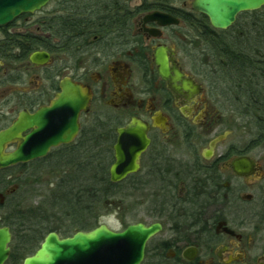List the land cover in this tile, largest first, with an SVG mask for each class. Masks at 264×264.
Returning <instances> with one entry per match:
<instances>
[{"label": "flooded vegetation", "instance_id": "af4514ba", "mask_svg": "<svg viewBox=\"0 0 264 264\" xmlns=\"http://www.w3.org/2000/svg\"><path fill=\"white\" fill-rule=\"evenodd\" d=\"M60 3L54 13L44 7L0 27V131L52 107L65 81L80 85L88 96L86 110L78 115L79 131L72 142L51 147L44 157L0 170L21 175L37 161L57 162L70 155L69 147L84 137L85 128L104 118L114 126L110 181L144 191L151 219L138 222L161 224L147 241L141 264H264V116L258 90L247 91L242 76L237 90L231 78L219 87L209 65L204 75L194 64L213 62L206 39L221 31L226 64L235 57L239 63L245 56L254 59L258 70L252 79L259 89L264 6L239 12L230 26L218 29L194 8V0ZM35 52L48 56L33 61ZM159 59L169 62V79L160 74ZM175 70L197 87L185 89L181 81L174 85ZM61 113L42 115L40 125L23 130L6 152L17 150L34 131L32 140L43 141L66 130L48 125ZM135 120L145 126L149 143L138 157L139 168L113 182L117 130ZM235 131H240L238 139L230 141ZM4 177L1 205L19 187L11 183L15 177ZM153 205L160 207L155 211Z\"/></svg>", "mask_w": 264, "mask_h": 264}, {"label": "water", "instance_id": "95a60500", "mask_svg": "<svg viewBox=\"0 0 264 264\" xmlns=\"http://www.w3.org/2000/svg\"><path fill=\"white\" fill-rule=\"evenodd\" d=\"M49 1L51 0H0V26L8 25L21 14L40 10ZM193 6L208 16L215 28L225 29L233 23L239 12L264 6V0H194ZM168 21L172 19L169 18ZM41 56L48 55L44 52H35L31 59L34 61ZM156 63L162 77L169 79V62L166 59H159ZM175 74L172 79L174 85L175 81H181L185 89L197 87L192 81L185 79L179 70H175ZM87 103L88 96L80 85L70 81L63 82L62 91L53 100L52 107L44 109L36 116L21 118L0 131V168L44 157L51 147L70 143L79 131V112L82 109L86 110ZM51 111L63 113L57 120L48 121V125L63 126L66 130L43 141L32 140V135L36 133L34 131L24 138L17 150L6 152L7 145L15 138H19L23 130L33 127L36 123L40 125L41 116ZM41 124L45 125L46 120ZM117 131L119 139L115 145L116 162L110 168L113 182L123 180L129 173L139 168L138 157L149 143L145 126L136 120L134 124L119 128ZM160 230L159 223L145 225L138 222L128 225L121 231L100 224L90 231L80 230L69 237H60L57 232L51 231L44 237L35 253L25 257L23 264H141L147 241ZM11 240L9 226H1L0 264H5L10 256Z\"/></svg>", "mask_w": 264, "mask_h": 264}, {"label": "trees", "instance_id": "16d2710c", "mask_svg": "<svg viewBox=\"0 0 264 264\" xmlns=\"http://www.w3.org/2000/svg\"><path fill=\"white\" fill-rule=\"evenodd\" d=\"M73 6H77L78 3H72ZM12 36V35H9ZM14 38V37H12ZM207 46L214 52V62L212 66H209L211 69V77L213 78L214 84L217 86H222L224 80L231 78L232 84L235 86V89L237 90V87H239L237 84H239V77H243L245 80V87L246 90L248 88H251L254 92L257 91L258 96L261 99V108L260 113L262 116H264V82H261L259 89L257 84L253 83V76L255 75L256 69L254 66V59L250 57H244L245 61L239 63V58H231L233 61L230 63V65L226 64L227 59L225 58L224 53V47H223V38L221 35V31L219 34H216L213 36L212 39H206ZM15 44L13 43H7L8 45ZM39 45V44H37ZM1 50V48H0ZM1 52V51H0ZM27 53V52H26ZM245 66V67H244ZM215 78V79H214ZM252 80L250 83L248 80ZM248 91V90H247ZM97 126L92 125L91 128H85L83 135L84 137H81L77 140L76 144L71 145L69 149L75 151V152H81V151H92L94 152V156H90L94 160V162H78L76 165L77 171L80 172L79 174L81 177H75L74 174L68 173V175L61 178V181L59 182V185L57 187V190L59 193L57 195H54V200L60 204L61 208H65L66 210H73L75 213L76 211L78 214L76 217H73L74 219H78L79 222L82 220V218L88 217L90 215H95V211L97 210V207H105L106 208V202L110 200L112 195H115L118 193L117 191L123 187L122 184L112 183L110 181L109 176V165L112 161V157L110 154L112 143H113V136H114V126L106 121L104 118L100 120V123H96ZM95 126V127H94ZM70 156H63L59 158V161L62 160L64 165L68 167L72 162V158L69 159ZM58 160V159H57ZM99 161V170H97V163ZM61 162V161H60ZM72 167V166H70ZM9 169L0 170V178L6 177V174L9 172ZM90 174V181L87 182L85 179ZM4 177V178H5ZM6 179V183H7ZM12 183V182H11ZM75 184L76 191L73 189V185ZM9 201L5 203V205L0 204V210L7 208L9 206ZM12 206V205H11ZM75 206V207H74ZM157 207L159 208V205H153V208L155 211L157 210ZM10 206L8 207V209ZM11 210V209H10ZM158 212V211H157ZM156 212V213H157ZM98 215H95L94 219ZM33 216H30V214L24 212L23 210L16 209L13 211H10L8 215H6V218L0 219V226L7 225L10 227L13 236H15V239H18L17 244H12V252L9 258L8 264H19L18 256L23 254V249L21 246L26 242L31 244V242L35 238H38L37 240L41 243L45 235L53 231L52 228H47V232L45 235H43V227H41L39 224L43 222H31V218ZM95 227L99 225V219L95 220ZM135 222H138L137 220H134ZM125 227L131 224L130 222L124 221ZM36 223V227H34V224ZM30 224L31 228H26L27 225ZM43 226L45 224H42ZM38 227V228H37ZM82 226H80L81 228ZM85 229V227H82ZM81 228V229H82ZM46 228H44L45 230ZM18 234L17 232H20ZM26 231H33V238H29V234H26ZM37 233V234H36ZM36 236V237H35ZM30 239V240H29ZM29 240V241H28ZM14 243V242H13ZM39 243V245H40ZM20 244V245H19ZM38 245V247H39ZM37 247V248H38ZM36 248V249H37Z\"/></svg>", "mask_w": 264, "mask_h": 264}, {"label": "rangeland", "instance_id": "374dc122", "mask_svg": "<svg viewBox=\"0 0 264 264\" xmlns=\"http://www.w3.org/2000/svg\"><path fill=\"white\" fill-rule=\"evenodd\" d=\"M60 1L61 0H53L50 2L45 7L44 12L54 13L57 11L59 7L61 8ZM191 1L192 0H181V3L187 2L190 4ZM31 28L33 29L34 27L31 26ZM211 53L212 52L209 51L208 55H212ZM211 59L212 58H209L207 60L194 63L196 65V69L199 70V73L202 72L205 75V72L207 71L206 68L208 69L207 66L213 65L214 59L213 62H210ZM204 79L209 86L213 85V82L209 80L207 81L206 78ZM217 100L222 101L221 98ZM236 118L237 117L235 114L234 119ZM239 133L240 131H235L230 141H237ZM180 150L185 151L187 149L184 146H181ZM68 152H70V155L66 156H70L69 159L73 157L71 161L72 163L68 167L61 165L64 163L62 160H60V162L59 159L57 162L53 163H50L48 160H41L37 161V163H35V165H33L26 173L19 175L18 170L11 169L6 174V177L9 178L10 176L11 178H14L15 176L19 175V177H15V179L12 181V184H17L19 187L16 189V194L9 200L8 204L10 208L8 209V206L7 208L0 210L1 221L2 219L6 218V215H8L10 211L20 209L30 214V216H33L31 218V222H43L39 224L41 227H43V235L46 234L47 228H52V230H56L61 236L65 237L71 235L75 231L84 229L82 227H85V230L93 229L95 227L96 219H99V224H106L109 228L115 231L122 230L125 227V220L127 222L134 223V220L149 221L151 219L150 216L147 215L150 205H147L144 202L146 197L144 195V191L133 190L128 188L126 185H123V187L117 191L118 193L110 197L111 199L106 202V208L100 206L97 207L95 215L98 216L95 219V215H90L88 217L84 216L80 222L78 219H74L73 217H76L78 212L76 211L75 213L73 210H66L63 207L61 208L60 204L54 200V195L59 193V189L57 190V187L62 177L68 175V173L74 174L75 177H81L79 174L80 172H78L76 168L77 163L94 162V160L90 158V156H94V152L92 149L91 151L86 152H75L73 150H69ZM39 165H41L42 168H33L34 166L39 167ZM89 178L90 174L85 178L87 182L90 181ZM73 186V189L76 191L77 189L75 184ZM36 223L34 224V227H36ZM42 224L45 225L43 226ZM80 226H82V229ZM26 228H31L30 224H28ZM44 228L46 229L44 230ZM17 233L20 234L21 231ZM27 233L29 234V238H33V231H26V234ZM35 239L36 241L33 240L31 244L26 242V240L23 246L19 244L23 249V254L18 256L19 264H22L23 259L26 256L32 255L35 252L40 243L37 240L38 238ZM17 242L18 239H15V236H13L10 244L11 247L12 244L15 245Z\"/></svg>", "mask_w": 264, "mask_h": 264}]
</instances>
